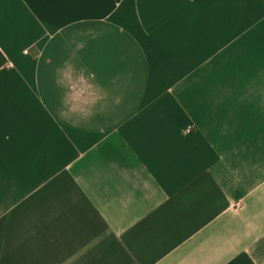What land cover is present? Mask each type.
<instances>
[{
  "label": "crops",
  "instance_id": "0c3cea01",
  "mask_svg": "<svg viewBox=\"0 0 264 264\" xmlns=\"http://www.w3.org/2000/svg\"><path fill=\"white\" fill-rule=\"evenodd\" d=\"M0 264H264V0H0Z\"/></svg>",
  "mask_w": 264,
  "mask_h": 264
},
{
  "label": "built area",
  "instance_id": "2783aa9c",
  "mask_svg": "<svg viewBox=\"0 0 264 264\" xmlns=\"http://www.w3.org/2000/svg\"><path fill=\"white\" fill-rule=\"evenodd\" d=\"M192 129L189 127L187 130H186V132L188 133V132H190ZM234 209H236L235 207H234Z\"/></svg>",
  "mask_w": 264,
  "mask_h": 264
}]
</instances>
